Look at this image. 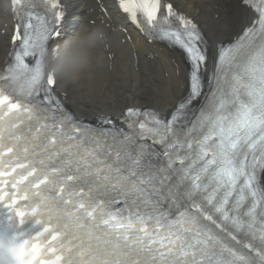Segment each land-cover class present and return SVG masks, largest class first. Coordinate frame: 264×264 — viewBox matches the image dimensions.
Returning a JSON list of instances; mask_svg holds the SVG:
<instances>
[{
    "label": "snow or ice",
    "instance_id": "6c2138e0",
    "mask_svg": "<svg viewBox=\"0 0 264 264\" xmlns=\"http://www.w3.org/2000/svg\"><path fill=\"white\" fill-rule=\"evenodd\" d=\"M118 2L185 53L188 95L167 118L129 109L130 131L78 126L43 67L61 0L17 12L0 71V264H264V0H241L255 21L207 83L190 19L164 0Z\"/></svg>",
    "mask_w": 264,
    "mask_h": 264
},
{
    "label": "bare ground",
    "instance_id": "6f19581e",
    "mask_svg": "<svg viewBox=\"0 0 264 264\" xmlns=\"http://www.w3.org/2000/svg\"><path fill=\"white\" fill-rule=\"evenodd\" d=\"M168 1L193 19L214 46L233 39L253 19L241 0ZM64 3L68 15L66 30L74 29L76 34L86 27L89 31L99 30L104 37L93 52L94 56L103 57L101 67L71 87L57 81V89L77 115L119 117L128 107L142 106L162 115L185 96L187 70L180 57L149 46L131 32L121 20L115 0ZM9 13L7 0H0V66L10 52L13 18Z\"/></svg>",
    "mask_w": 264,
    "mask_h": 264
},
{
    "label": "clouds",
    "instance_id": "9594fccd",
    "mask_svg": "<svg viewBox=\"0 0 264 264\" xmlns=\"http://www.w3.org/2000/svg\"><path fill=\"white\" fill-rule=\"evenodd\" d=\"M104 37L99 30L89 31L82 27L62 46L48 51L43 58L46 75L53 76L66 87L77 85L81 78L102 66V56H94L93 52L103 43ZM36 86L31 80L18 82L17 89L27 91Z\"/></svg>",
    "mask_w": 264,
    "mask_h": 264
}]
</instances>
